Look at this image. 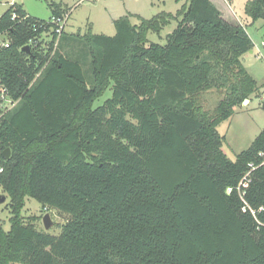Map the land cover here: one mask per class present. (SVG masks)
Returning <instances> with one entry per match:
<instances>
[{"label":"trees","instance_id":"1","mask_svg":"<svg viewBox=\"0 0 264 264\" xmlns=\"http://www.w3.org/2000/svg\"><path fill=\"white\" fill-rule=\"evenodd\" d=\"M49 6L51 18L66 14ZM12 11L0 19L10 41L0 90L17 101L0 118L12 214L9 231L0 223V264H264V130L235 161L217 130L258 91L241 62L254 46L245 27L190 0L166 45L147 40L168 23L163 14L140 27L115 20L114 36L63 32L54 54L52 33L47 49L27 54L46 21L18 4L28 15L18 24ZM245 14L264 20V0ZM213 88L225 98L206 113L202 93ZM26 197L69 215L59 235L22 219Z\"/></svg>","mask_w":264,"mask_h":264},{"label":"rangeland","instance_id":"2","mask_svg":"<svg viewBox=\"0 0 264 264\" xmlns=\"http://www.w3.org/2000/svg\"><path fill=\"white\" fill-rule=\"evenodd\" d=\"M12 0H0V17L9 8ZM190 0H18L23 9L31 16L49 21L52 16L49 4H58L68 14L64 34L84 35L89 29L93 34L114 36L116 29L114 21L126 17L129 22L137 27L141 26L142 19L152 20L159 15H170L168 23L159 31L149 32L148 44L166 45L167 36L178 26L180 14L189 6ZM215 3V0H212ZM227 1V2H226ZM252 0H222L218 7L223 11L226 19L234 24L239 23L245 27L254 46L241 57V62L248 73L256 81L258 91L248 104H242L234 108V114L221 123L217 130L224 137L223 151L227 157L235 161L239 154L250 148L254 140L264 130V20L252 22L245 14V6ZM217 4V3H216ZM44 46V44H42ZM77 48V47H76ZM225 91L213 88L202 93L201 108L206 113H212L218 103L225 98ZM112 97L111 87L98 99L93 108L101 106ZM0 196H6V201L0 204V223L5 231L10 230L12 217L9 208L10 198L0 186ZM49 214L53 226L47 232L59 235L62 226L69 220V215L56 210L46 212L41 204L31 198H25L22 219L33 222L37 229L45 231L43 218Z\"/></svg>","mask_w":264,"mask_h":264},{"label":"built area","instance_id":"3","mask_svg":"<svg viewBox=\"0 0 264 264\" xmlns=\"http://www.w3.org/2000/svg\"><path fill=\"white\" fill-rule=\"evenodd\" d=\"M18 0H12L9 3V7L12 8V14H11V21L12 22H17L18 24L21 23H25L28 15L26 16H20L17 13V7H18ZM1 19V17H0ZM67 19H68V14L66 13L63 17H52L49 21H46L44 23H40V24H34L33 26V30L34 31H38L41 30V34L39 36V38H36L35 40H31L30 41V49L31 47H33L34 49L38 48L40 43L44 44V46L46 49L49 46V43L52 42L54 40V36H52V33L56 34V39L54 40V47H53V51L52 54L55 53V51L58 48L59 45V41L60 38L63 34V32L65 31V25L67 23ZM48 24H51L53 26L51 27H47ZM10 44L9 41V37L7 32L4 33H0V49L1 48H8ZM40 74L37 75V77H39ZM263 101H264V97H263ZM17 104V101H13L10 99L9 96H7V92L5 89H1L0 90V118L3 117L7 112H9L10 110H12ZM250 167L254 170L255 168L253 167V165H250ZM3 172V166L0 163V173ZM249 174H247L243 180L240 182L239 186L236 188V190L238 192H241V187H246L248 185L249 182ZM234 191L233 188H228L227 189V193L231 194ZM248 209L247 206L243 207L242 211L246 212Z\"/></svg>","mask_w":264,"mask_h":264},{"label":"water","instance_id":"4","mask_svg":"<svg viewBox=\"0 0 264 264\" xmlns=\"http://www.w3.org/2000/svg\"><path fill=\"white\" fill-rule=\"evenodd\" d=\"M22 51H24L27 54H31V50L29 46L24 47ZM248 103H249V100H245L243 104H248ZM10 155H11L10 149H6L3 152V159L8 160L10 158ZM5 201H6V196H0V204L5 203ZM43 225L46 231H49L51 227L53 226L52 219L48 213L43 218Z\"/></svg>","mask_w":264,"mask_h":264},{"label":"crops","instance_id":"5","mask_svg":"<svg viewBox=\"0 0 264 264\" xmlns=\"http://www.w3.org/2000/svg\"><path fill=\"white\" fill-rule=\"evenodd\" d=\"M217 8H218V10L222 13V14H224L223 13V11L218 7V3H220V2H222V0H215V3L212 1V0H210ZM227 2V1H226ZM217 3V4H216ZM223 3V2H222ZM223 5L225 6V4L223 3ZM28 15H30L29 13H28ZM31 16V15H30ZM223 16V15H222ZM33 17V16H32ZM223 18L225 19V20H227L226 19V17H224L223 16ZM228 21V20H227ZM229 22V21H228ZM239 25H242V23L240 24L239 23ZM96 35H101V34H96ZM104 35V34H103ZM250 102V101H249Z\"/></svg>","mask_w":264,"mask_h":264}]
</instances>
